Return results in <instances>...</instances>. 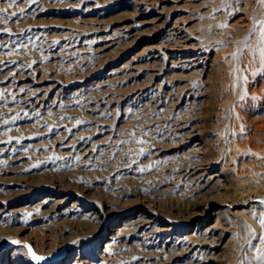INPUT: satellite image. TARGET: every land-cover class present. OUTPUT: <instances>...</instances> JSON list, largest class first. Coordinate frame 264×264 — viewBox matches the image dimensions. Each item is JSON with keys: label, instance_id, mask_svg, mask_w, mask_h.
Wrapping results in <instances>:
<instances>
[{"label": "rangeland", "instance_id": "1", "mask_svg": "<svg viewBox=\"0 0 264 264\" xmlns=\"http://www.w3.org/2000/svg\"><path fill=\"white\" fill-rule=\"evenodd\" d=\"M259 1L221 0L213 9V0H0V264H98L111 237L121 249L114 264H141L144 236L125 227L137 217L151 223L148 242L161 249L168 237L210 226L232 201L242 207L233 172L264 167V152L228 144L233 116L219 94L249 48L229 43L203 54L192 39L219 31L207 14L218 19L232 4L228 22L246 29L263 16ZM197 53L199 76L184 61ZM244 102L239 144L264 146V135L248 134L264 117L261 102ZM197 154L200 181L192 180ZM223 165L222 183L203 182ZM255 194L264 203V189ZM226 227L225 240L244 243L241 225ZM215 251L205 264H245L241 253L234 262Z\"/></svg>", "mask_w": 264, "mask_h": 264}, {"label": "bare ground", "instance_id": "2", "mask_svg": "<svg viewBox=\"0 0 264 264\" xmlns=\"http://www.w3.org/2000/svg\"><path fill=\"white\" fill-rule=\"evenodd\" d=\"M218 1H221V0H213V4H212L211 8L214 9L215 7H219V5L214 4L216 2L218 3ZM259 5L264 6V2H261V0H260ZM236 8L237 7L235 5H233V4L230 5V7L227 11L223 10L224 14L220 13L218 15V17H217L218 19H215V16H216L215 14H218V13H216L212 10H210L209 13L207 12L209 20H212L214 22L219 23V25H220L219 31H218V29L209 31V28H208L205 33H203V32L198 33L195 36V38L192 40H196V41H198L199 44L202 45V48L200 49V51H202L205 48L203 50V52H201L203 54L204 53L208 54L209 51L213 50L212 49L213 47H218L219 49H222V48L226 47L229 43L245 44L249 48V56L250 57H246L244 62L242 61L241 64H240V62H238V66H237L238 70L236 69V71L232 75V78H230L229 80H226L224 82H221L222 83V86H221L222 89H221V93L219 94V97H220V102H221L220 106L223 109V112L229 113L230 115L232 114V116H233V122L232 123L230 122V124L228 125V129L233 131V135H232L233 137L231 140H229L228 144L235 146L239 152H242V153L249 152V153H253L256 155H260L264 152V146L255 145V143L252 141V144H247V146L245 145L246 149H243V147L239 144V141L237 139V133H239L240 131L245 132V126L247 124V121L244 117L245 111H243V110H245V108H243V107H246L244 101H247L248 104H246V105L250 106L252 109H254V108L251 105L260 101L261 102V111L260 112L262 113V115H264V60H262V58H261V49L264 48V44H261V33H262V31H264V9L262 12L263 16L261 15V16H259V18L256 15L251 16L249 26H247L246 29H240V28L236 27V25H234L233 22L232 23L228 22V19H230L232 14L235 12ZM236 10H238V8ZM238 19H241V17ZM235 21H236V19H235ZM238 21H240V20H238ZM198 25H201V24L198 23ZM198 25L196 27H198ZM204 25H205V23H204ZM211 25H212V23L207 25V26L210 27ZM227 32H229L231 34L233 33V39H231V40L227 39V37H226ZM169 35L171 36L172 34L169 33ZM177 36L178 35L175 36V39L178 38ZM213 42H214V44L211 47L210 44ZM220 42H223L225 44H223V45L218 44ZM194 47H195V45H194V43H192V50L196 49ZM168 49H170V48H168ZM214 51H216V50H214ZM165 54H167V53H165ZM198 54L199 53H197V55ZM199 55L196 56V54H195L192 56H188V58L186 60H184L185 62H188L189 64L192 63V69L195 72V74H197L198 76L200 74L198 73L199 70L196 69V66L198 65V63L200 62V59H201L199 57ZM204 57L207 58V56H204ZM204 57H202V58H204ZM166 58H168V57H166ZM194 76H196V75H194ZM214 91H216V90H214ZM240 95H241V98H240ZM195 98H196V96L192 94V101L193 102H195ZM251 108H249V109H251ZM253 119H254V117H253ZM255 120H256V118H255ZM177 127H179V126H177ZM192 132H193V127H192ZM249 132H248V134L250 136L248 134L247 135L251 139L257 138L260 135H264V117L259 119L257 121V123H255L253 125L252 130L251 131L249 130ZM177 133H179V132H177ZM188 134H190V133H188ZM193 136H195V135H193ZM189 150H191V149H189ZM193 151H198V148H195V146H194ZM191 158H192V176H194V177H192V180L200 181L203 179L204 175L206 174V170L201 168V165H202L201 159H200L201 157H198V154H197L195 156H192ZM187 166H188V164H187ZM239 167H242V165H239ZM225 168H226L225 165L221 166L220 172H216V173H213L212 175H209V177L207 179L203 180V182L210 181L215 186L218 183L220 184V182L222 181V179L220 177H222L221 175H222V172L225 171ZM227 170H229V171L232 170V167H231V169H227ZM233 173H234L233 179L235 180L236 183H235V187L233 188L232 193L234 195H237V194L241 195L240 200L243 201L242 207L240 209H238L237 208L238 204H236L238 201H235V202L232 201V203H230V207L217 210L214 214V216H215L214 222L212 220L213 223L210 226L205 227L204 229H202L200 231L192 232V233L184 232L181 235H178L175 237H170V238L168 237V239H166L165 243L164 244L162 243L163 244L162 246L160 245L161 249L160 248L157 249V247L152 249L155 246L153 244H151L150 242H148L149 238L147 236L152 235L151 234L152 232H150L151 231L150 229H152L153 227L151 226V223L147 220V218L140 216V217L136 218V221H134V222L132 221V222L128 223L127 225H125V227L127 229H132V230L134 229L135 231L138 230V232H141V235L144 236V240H145L144 245L145 246L143 248L144 254L142 255V258H141V260H142L141 264H165L164 261L167 257L163 261H159V257L163 254H169V252L170 253H177L176 255H172L171 257H169V259H168L169 264H171V262H174L173 261L174 258H176V257H182L183 258L184 256L189 257V260H190L189 264H205L206 261L211 260L212 256L216 252L215 251L216 248L217 249L219 248V250L226 251L227 253H229V255H232L233 257H231V258L233 259L234 262L238 259V256L241 253L240 255H244V257H245V260H246L244 262L245 264H264V239H261V237H264V226H262L260 223V220L264 219V203H262L260 200H258L257 195L255 194V191L257 189H264V167L257 168V169L252 168V171L248 175H245V173H241V174H244V176H241V177L238 176L239 172L235 171ZM179 176H180V174H179ZM222 187H223V185H222ZM193 189H194V187H193ZM209 191H211V189ZM190 193H192V192H190ZM245 196H247V197H245ZM191 201H193V200H191ZM194 205H195V203H194ZM27 207H29V206L27 205ZM25 208L26 207L23 206L21 208L11 209V210H9V212L14 214V213H18V212L24 210ZM36 208H38V207H36ZM75 217L76 218H82V219L89 218V216L85 213L84 214L80 213L79 215H76ZM226 225H241L242 229L245 232L244 243H240V244L235 243L233 240H231V238H227L225 240V236H226L227 231H228V228L226 227ZM103 249H104L103 251L105 252V255H101L102 257H101V260L99 261L98 264H114L113 262H115V261L112 259L111 256L114 255L115 253L117 254L121 251V249L118 248L117 242L115 240H113V238L111 237L110 241L106 242L104 244ZM218 254H216V255H218ZM98 257H99V255H98ZM214 257H216V256H213V258ZM78 263H79L78 261H75L74 263L72 262V264H78ZM207 263H209V262H207Z\"/></svg>", "mask_w": 264, "mask_h": 264}, {"label": "snow or ice", "instance_id": "3", "mask_svg": "<svg viewBox=\"0 0 264 264\" xmlns=\"http://www.w3.org/2000/svg\"><path fill=\"white\" fill-rule=\"evenodd\" d=\"M261 2H264V0H261ZM261 44H264V31H262V33H261ZM261 58H262V60H264V48L261 49ZM260 223L262 226H264V219H261ZM261 239H264V237H261ZM25 247H27V246H25ZM29 252L32 255V258L34 260L39 261L40 259H42L41 257H38L35 254H32L31 249H29Z\"/></svg>", "mask_w": 264, "mask_h": 264}]
</instances>
